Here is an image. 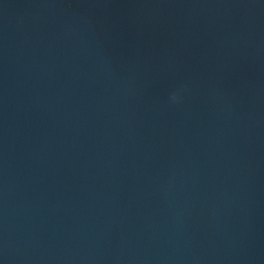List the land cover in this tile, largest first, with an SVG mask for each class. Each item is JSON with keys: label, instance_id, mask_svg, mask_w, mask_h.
<instances>
[{"label": "water", "instance_id": "95a60500", "mask_svg": "<svg viewBox=\"0 0 264 264\" xmlns=\"http://www.w3.org/2000/svg\"><path fill=\"white\" fill-rule=\"evenodd\" d=\"M0 264H264V0H0Z\"/></svg>", "mask_w": 264, "mask_h": 264}]
</instances>
